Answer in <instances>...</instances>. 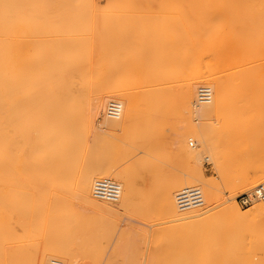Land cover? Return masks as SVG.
Returning <instances> with one entry per match:
<instances>
[{
  "label": "bare ground",
  "instance_id": "bare-ground-1",
  "mask_svg": "<svg viewBox=\"0 0 264 264\" xmlns=\"http://www.w3.org/2000/svg\"><path fill=\"white\" fill-rule=\"evenodd\" d=\"M99 1L0 0V264H100L102 239L84 236L97 216L106 239L120 226L111 245L122 264H264V234L256 259L245 242L264 226V204L235 200L264 190L262 169L229 162L223 148L239 115L258 117L249 137L264 134V0ZM177 80L173 96L165 86ZM157 118L173 123L169 135L148 136ZM119 132L120 143L110 137ZM122 143H166L185 169L149 196L140 179L154 165L117 167L131 153ZM210 158L227 198L202 168ZM104 179L121 186L117 201L95 197ZM192 188L203 206L180 209L178 193ZM156 204L172 226L150 240L129 224ZM143 237L154 248L147 256Z\"/></svg>",
  "mask_w": 264,
  "mask_h": 264
},
{
  "label": "rangeland",
  "instance_id": "rangeland-1",
  "mask_svg": "<svg viewBox=\"0 0 264 264\" xmlns=\"http://www.w3.org/2000/svg\"><path fill=\"white\" fill-rule=\"evenodd\" d=\"M100 5L105 4V0H100ZM123 76L128 77L130 79L129 73L125 72L122 73ZM121 75V76H122ZM180 81L177 80V83L175 81V83L173 82L170 86L166 85L165 87L167 89L170 88L172 95L176 96L177 90L179 88V84ZM137 88L133 89L136 90ZM138 90V89H137ZM143 115H138V117H142ZM152 117H155L154 115H149ZM236 120L239 121L240 126L238 125V129L231 132L232 134L230 135V138L225 142V144H223V148L224 151L227 150V152H225V154L227 155L229 162H240V161H244L246 159H251L252 162L258 164L261 169H262V176L261 178L264 179V134L262 135V137H260L259 139H253L250 135L249 137V132L247 131L249 128V122H254L256 119H258V117L256 115L253 114H247V115H239L235 118ZM264 120V118H263ZM185 124V122L183 123ZM150 129L148 131V136H154V135H158L160 133H165L167 135L170 134V131L173 128V123H162L160 121V119L157 118V120H154V122L152 124L149 125ZM177 126V125H176ZM107 130L102 129L100 132H105ZM138 131V130H137ZM111 133V132H110ZM114 134V136H110L111 138H113L115 141L120 143V140H118V138L120 139V136H123L124 133L119 132V133H112ZM107 135V134H105ZM190 141V139H188ZM195 142V139L193 140ZM228 142V144H227ZM188 143V142H187ZM125 144L124 146H126V148L129 149V151L131 152L129 156L127 157H121V159H119L117 162V167H120L122 165H129L131 163H137L140 159L143 158H149V163L154 165V170H147L145 171V173L143 174V176L140 179V188H143V190H148L149 189V196L152 194H158L160 189H161V184L163 185V183L165 184L164 181H167V179L169 177L174 176L175 174H179L181 173V171H183L185 169V165H183L184 163L178 161V159L173 156V155H168L167 152H169V147L168 144H157L155 145V147H149L147 149L143 148L141 145L139 146V144H134L132 146L127 145L128 143H122ZM196 144V142H195ZM227 144V145H226ZM257 145L255 150H251L249 149V147L251 148V145ZM137 145V146H136ZM189 147L193 148V145H190L189 143ZM227 147V148H226ZM148 154L153 153L155 155V157H152L151 155H147ZM250 155H248L249 153ZM230 156V157H229ZM202 168L206 174V176L208 178H212L215 181H217L220 184V189H221V195L224 198H227L228 196L232 195V190L228 187H223V183H222V179L221 176L218 174V172L214 169V165H213V159L210 158L207 161H204L203 163H201ZM216 171V172H215ZM174 174V175H172ZM171 175V176H170ZM169 176V177H168ZM233 180L235 183L239 182L238 176H233ZM252 190H239V192H237V194L235 195V200L238 201L240 196L247 193H250ZM156 192V193H155ZM151 193V194H150ZM78 200H76L75 203H77ZM260 202V201H258ZM261 203V202H260ZM238 204L240 205V207L242 209L248 208V207H243L239 201ZM262 204V203H261ZM252 206V205H251ZM135 218L136 221H132L130 222L131 224H129L132 229L136 230H141L139 233L140 236H147L148 239H152L154 238V236L156 235V231L157 230H164L165 228H169L170 226H172V223L169 221V218L167 216H165V214H162L159 210V206L156 204L155 206L153 205L152 208L148 209V213H147V217L146 216H140V215H134L133 216ZM96 223H92L89 225V227L86 229V231L84 232V236H89L91 235H98L103 242V250H104V254H102L101 257H103L104 255V259H101L100 257V264H103L101 262H104L105 259L106 261L109 259V257H115V261H119L117 262V264H122L123 260H124V252L122 253H114L113 250V245H115V243L118 242L121 234H120V229H119V225L114 229H111V234L107 235L108 238L106 239L104 233H103V226L101 225L102 222H104L105 219L102 216H97L96 218ZM107 220V219H106ZM224 226L226 225V222H224ZM97 226V228L95 227ZM160 228V229H158ZM257 231L259 233H257L255 236H249L245 242L248 245V247L252 248L251 251V256L254 258H258L257 256V252L256 250V245L258 243V241L261 239L262 235L264 234V226H261L259 228H257ZM39 237V236H38ZM111 237V238H110ZM115 237V239H114ZM152 237V238H151ZM141 238V237H140ZM40 239V237H39ZM109 240V242H108ZM112 240L115 242H112ZM144 237L142 239L139 240L138 242V246L140 247V249L145 252L146 249V245L144 243ZM113 244V245H111ZM126 243L123 242V246L121 245V248H123ZM150 244V245H149ZM150 247H149V246ZM147 245V249H146V256H147V250H149V253H152L154 250V248L152 247L153 245L151 243H148ZM152 245V246H151ZM112 246V247H111ZM145 246V247H144ZM149 248V249H148ZM153 248V249H152ZM254 250V251H253ZM108 252V254H107ZM142 252V253H143ZM113 253V254H112ZM254 254V255H253ZM257 256V257H256ZM79 264H92V261L87 258V257H83L80 256L79 257ZM102 260V261H101ZM104 260V261H103ZM98 264V263H97Z\"/></svg>",
  "mask_w": 264,
  "mask_h": 264
},
{
  "label": "built area",
  "instance_id": "built-area-1",
  "mask_svg": "<svg viewBox=\"0 0 264 264\" xmlns=\"http://www.w3.org/2000/svg\"><path fill=\"white\" fill-rule=\"evenodd\" d=\"M211 91L207 87H201L199 89V99L201 102H209L211 100ZM120 105L116 102H112L109 105V114L116 117L120 114ZM95 197L98 199H106L110 201H117L120 198L121 186L112 180L104 179L95 183ZM257 195L250 196L245 193L240 196L239 203L243 207H249L254 199L257 197L260 202L264 204V190L259 188ZM178 207L182 210H188L191 208L201 207L204 204V196L202 190L199 188L185 189L177 195ZM51 264H62L58 260H54Z\"/></svg>",
  "mask_w": 264,
  "mask_h": 264
}]
</instances>
